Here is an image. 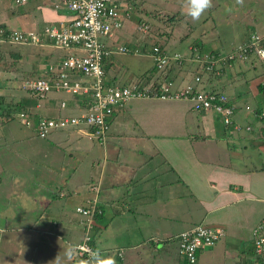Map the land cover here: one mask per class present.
Here are the masks:
<instances>
[{
    "label": "crops",
    "instance_id": "obj_1",
    "mask_svg": "<svg viewBox=\"0 0 264 264\" xmlns=\"http://www.w3.org/2000/svg\"><path fill=\"white\" fill-rule=\"evenodd\" d=\"M219 14L223 16L226 12L220 11ZM69 17L70 12L62 6L55 8L53 0H38L18 6L13 5L11 0H0V25L9 30L38 31L46 25L65 24ZM256 17L251 21L253 27L250 29L240 28L239 32H235L234 28L224 29L229 33L223 36L222 32L216 31L214 23H211V27L207 25V29L201 28L198 35L200 34L205 48L202 47V50H213L215 43H218L216 50L221 46L226 49L230 45L246 41L252 33L264 36V18ZM204 24L206 25V22ZM187 28L188 34L194 36L193 30L196 26L190 23ZM210 31L217 34L215 40L210 37ZM232 31L234 33H231ZM229 35L232 38H229ZM192 39L189 45L191 41H197ZM26 46H31L29 49L40 47ZM40 48L53 47L48 45ZM55 50L54 55L48 52L46 55L58 57L64 53ZM18 51L20 50L16 48L15 52L6 53L14 61L33 58V54H24L23 59ZM0 58H3L1 45ZM106 63L111 62L107 60ZM112 67L111 64L110 68ZM41 70L36 69V72L39 74ZM262 71L264 66L254 68L252 63L236 62L222 67L219 74L200 72V83L195 85L197 88L225 93L236 107L233 121L249 125L250 129L246 132H232L222 126L210 112L192 111L186 100L149 98L128 101L112 116L105 142L97 144L103 145L98 151V158H88L86 161L82 158H76L75 161L64 159L62 165L67 163L70 172L60 180L58 188L52 186L49 189L50 197L49 194L40 192L37 203L30 197L26 200L35 210V217L24 219L25 216L18 215L17 218H21L19 221L14 220L9 224L5 222L4 226L8 230L10 227L14 235L10 236L14 238L10 244L15 254L10 261L0 259V264H33V259H40L43 263L64 262L60 257L62 247L74 246L82 236L74 207L91 195L88 190L87 192L82 189L91 184L98 185L99 188L97 197L101 215L94 223L97 226L94 232L98 237V245L101 242L106 246L126 242L125 238L118 234L126 233L133 224L139 234L142 231L143 236L147 237L145 243L151 242L152 253L158 256L160 262L156 264H180L174 259L173 263L169 262L171 249L167 238H175L179 232L191 225L205 223L221 228L223 235L213 246L198 250V264H262L264 260L254 256L251 245V230L264 215V158L253 157L255 154H262L264 157V119L255 115L264 107V74L260 75ZM194 73L187 69L174 70L172 81L175 86H181L187 81L192 82ZM10 74L0 66V98L11 99L12 102L20 101L37 117L66 114V110L58 109L54 94L38 103L26 93V98L6 94L9 87H18L14 84L18 77L15 78L12 72ZM246 76L249 78L245 80ZM250 77H255V80H260L261 83L251 85ZM135 79L139 77L130 81ZM112 82L119 83V80L113 79ZM258 90H261V93ZM30 100L32 103L28 102ZM11 117L14 118L13 113H10ZM85 131V128L79 127L55 132H59L61 141L68 144L79 141L95 143L88 141ZM82 138L88 142H84ZM1 139L0 135V141ZM80 167L84 168L81 172ZM29 177L36 179L39 173L21 176L18 172L14 181L19 183L21 178ZM117 188H122V195L120 198H112ZM149 188L158 190L161 197L156 200L151 195L152 200L148 206L155 204L159 207V212L162 213L159 216L160 222H163L162 233L159 231L158 222L148 220L146 215L145 218L144 215H138L144 214L140 211V206L125 202V199L131 202V197H144V193L150 191ZM22 195L18 193L16 198H22ZM72 198L78 201L77 205L72 202ZM13 205L18 208L16 203ZM197 207L199 214L194 217L193 210L190 209ZM146 211L147 208L144 212ZM167 223L169 226L179 225L174 235L163 232ZM0 230L2 231L1 228ZM158 234L164 238H155L159 237ZM103 249L111 253L112 247ZM113 249L116 252L121 251V256H116L117 261L119 260L117 264H133L128 260L137 258L141 262V256L147 255L150 247L145 249L139 242H129L119 248L114 246ZM10 256V253L4 254V257ZM123 256L126 257L125 262ZM174 258L178 259L177 256Z\"/></svg>",
    "mask_w": 264,
    "mask_h": 264
},
{
    "label": "built area",
    "instance_id": "obj_2",
    "mask_svg": "<svg viewBox=\"0 0 264 264\" xmlns=\"http://www.w3.org/2000/svg\"><path fill=\"white\" fill-rule=\"evenodd\" d=\"M33 1L38 0H11L15 6ZM53 4L55 8L62 6L70 12L65 24L46 25L38 31L5 30L0 27V40L9 44L40 47L49 45L68 51L59 55L57 61L47 64L36 77L21 82L26 95L37 103L57 93H66L73 98L69 101L58 99L57 104L59 109L76 110L74 114H62L54 118L40 116L36 118V123L21 112L16 115L18 121L31 128L38 138H46L52 132L66 127H83L88 139L103 144L115 112L131 99L149 98L186 100L192 111L214 114L224 127L233 132L249 131L248 125L241 126L233 121L236 107L225 93L197 88L195 85L200 83L199 73H203V70L219 74L221 67L215 66L216 62L227 65V60L235 63L254 55L264 64V36L252 33L246 41L235 44L231 50L217 58L208 54L201 55L194 47L190 48L192 53L186 57L177 52L153 48L147 52L155 69L153 74H163L172 63L180 65L184 60L194 61L192 82L175 86L172 80H161L158 76L155 83L150 80L146 84L141 79H135L122 85L108 80L104 69L106 61L112 55L130 51L129 46L123 43L115 45L120 29L130 17L131 8L127 0H53ZM141 27L144 29L141 25L137 28ZM132 51L145 54L139 48H133ZM255 115L264 119V107ZM98 189V185L89 186L94 194ZM95 199L96 195L86 201L87 205L79 204L74 207L82 234L80 241L74 245L79 249L77 258L83 255L87 257L88 250L93 249L88 232L92 225ZM222 235L221 228L198 223L175 236L178 253L188 264H196L197 251L213 246ZM251 244L254 256L264 260V215L251 230ZM120 254L121 251L118 252Z\"/></svg>",
    "mask_w": 264,
    "mask_h": 264
},
{
    "label": "rangeland",
    "instance_id": "obj_3",
    "mask_svg": "<svg viewBox=\"0 0 264 264\" xmlns=\"http://www.w3.org/2000/svg\"><path fill=\"white\" fill-rule=\"evenodd\" d=\"M215 4L216 2L215 0H213L212 8H216L217 10H213L212 8H210L204 14V16L201 17V19L198 21L200 24H198L197 21L194 22L185 15L183 0H134L133 13L131 10L130 22L128 19L124 23L115 41V45L121 43L128 45L130 51L122 54L121 53L114 54L108 59V61L111 63H105V69H104L107 79L119 80V83L117 82V84L120 83L127 84V81H130V79L132 80L134 77L140 75L138 74L134 76L133 74H137L140 71L144 72V70L152 66L151 56H146L147 54H142V53H135L132 51L134 47L131 46H135L141 49L143 52H146L145 49L151 47L153 44L154 45L161 44V46L165 47L167 50H174L175 52H179V53L187 49L185 53L188 55L189 54L188 45L190 40L194 36L198 35L201 28H203V30L207 29L206 27L207 25H210L211 27V23L215 24L216 31L222 32L221 34L223 36L229 33L228 30H224V29L234 28L235 32H239L240 28L250 29L251 27H253L251 26V21L255 16L264 18V0H244L243 5H237L236 0H220V3L218 4L219 6L215 7ZM219 10L226 12V15L223 16L220 15ZM209 11L210 14L208 15ZM174 14L177 21H174V24H172V26L169 28V25H165L168 22L166 18ZM133 16L134 18L137 19L135 20ZM138 19L140 21H138ZM139 22L140 23L145 22L147 24L148 27L146 31L143 30L142 27L141 29L137 28L140 25L138 24ZM204 22H206V25L205 24L203 25ZM190 23L196 26V28L193 30V32H195V35L188 38L187 27L188 24ZM9 27L13 28L12 26ZM171 30L172 33L169 36L168 34H170ZM129 32L130 35H128ZM231 33H234V31H232ZM210 35H211L210 37L213 40L216 39L217 36L216 33L211 32ZM229 38H232V36L229 35ZM227 41L230 42V40ZM0 45L3 47V58H0L1 68L3 67L4 70H7L9 74L10 72H12L15 78L16 76L18 77L14 81V84L17 85L18 87L16 88L14 87L12 89L9 87L10 92L8 91L6 92V94H14L15 96L20 95L21 97H25L24 90L21 87H19L21 81L28 78L36 77L38 75L36 69L39 68L43 69L47 64L58 60L57 56L51 57L49 55H46V52H48L51 55H54L56 51L55 48L43 49L40 47H33L29 49V47L31 46H20L5 42H0ZM214 47L215 48H213V51L218 48V43H215ZM16 48L20 50L18 52L19 54H21L23 59H24V54H33V58H28L20 61H18L17 59L16 61H14L11 57L8 56L6 52L8 53L15 52ZM27 50H30L33 53ZM64 53H68V51L66 52L64 51ZM253 62H255V59L253 60ZM187 63L188 64L191 63L192 65H194V61H188ZM111 64L113 65L112 68H110ZM254 65L256 67H259L258 63H255ZM261 66H264V64H262ZM247 69L249 68L247 67ZM247 78L249 77L246 76L244 79L246 80ZM250 83L251 85L257 84L255 77L253 78L250 77ZM258 91L261 93V90ZM54 95H55L54 98L63 99L65 101H69L73 99L70 95L66 93H57ZM5 101L9 102V100H5ZM28 102L32 103V100ZM68 106H70V102L68 103ZM74 113H76V110L66 108L67 115ZM34 122L36 123V117L34 118ZM218 125L219 124L217 123V126ZM241 126H246V125H241ZM234 133L237 132L234 131ZM0 135L2 136L1 139L2 141H0V228L2 229V231L0 230V259H3L4 261H10L15 254V250L14 251L12 250L10 244V242H12L11 239L14 238H10V236L13 234L11 232L10 227L8 230V228L4 226L5 222L6 224H9L12 223L14 220L19 221L21 218H17L18 215L25 216L23 217L24 219L35 217L34 216L35 210L32 208V206L26 203V200L29 199L28 197L32 198V200L36 203L38 201L40 192H45V194L47 195L49 194L50 197L49 189L52 186L58 188L60 186L59 184L60 180L63 177L67 176L70 172L67 167V163L62 165V161L64 159L68 158L72 161H75L76 158H82L83 161H86L88 158H98L99 155L98 151L103 147V145H97V143H89L88 142L89 140L87 141L84 138H82V140L88 143H82V141H79L72 144L70 143L68 144V142L66 141L65 142L61 141L59 132H53L51 135H49L47 138L44 139L38 138L33 133L31 128L22 125L18 121L16 116H14V118L11 117L7 120H2L0 118ZM253 157L264 158L262 154L261 155L255 154ZM81 169L84 168L80 167L79 172H81ZM18 172L21 173V176H28L30 174L39 173V177H37L36 179L32 177L21 178L20 180H18L19 183H15L14 180L16 179ZM68 184L70 183L68 182ZM82 189L84 191H87V187H83ZM43 190H46L47 192ZM149 190H150L149 192L144 193L145 194L144 197H142L141 195L136 197H131V202L128 201L127 199H125V202L132 206H136V207L140 206V211L144 214H138L136 209L134 208L132 210L135 213H137L139 216L144 215L145 218L146 215L148 220L153 222L155 221L158 222L160 224L159 231L161 232L163 228L162 226L163 222L162 223L160 222L159 216L162 215V213L159 212V207H157L155 204L148 206V203L149 202L151 203L152 200L151 195H153L156 200H159L161 197L158 194V190H152L151 188H149ZM122 192H123L122 188L115 189V194L112 198H116V197L120 198ZM18 193L23 194L22 198L21 196L18 199L16 198V195ZM16 199L19 201L18 203ZM71 200L75 205L78 204V201L75 200L74 198H72ZM13 203H16L18 208H15ZM82 203L84 202H80V204ZM146 208L147 211L144 212ZM191 210H193L192 216L194 215V217H197V215L199 214L198 207L192 208L190 209V211ZM75 214L77 215V213ZM174 227H175L174 224H170L169 226V224L167 223V226L164 227L163 232L170 235H174L177 229V227L175 228ZM78 228L79 230L81 229L80 225H78ZM127 230L128 231L126 233L123 232L118 234L124 237L126 242L118 243L116 245H110V246L102 245L101 242L98 245L97 234L95 235V232L93 231L92 236H90L89 243L91 244L93 241L96 248L99 247L101 249L105 247H112V249H110L111 253L116 254V251H114L113 249L114 246L119 248L123 244H127L129 242L132 243L139 242L145 247V249L150 247V250L147 251V255L141 256L142 258L141 262L140 259L137 258L128 260V262L133 264H140V263L151 264L153 262H154L153 264L160 263L158 256L157 255L155 256L154 253H152L151 242L145 243L147 237L143 236L144 233L141 231V233L139 234L137 232L136 227L133 224ZM138 230L140 232V229ZM155 238L161 239L164 237L163 235H159V237H155ZM167 239H169L168 244H169V248L171 249L170 251L171 258L169 256V262L173 263L172 259H174L175 261L178 260V262L182 264V258L180 256L178 257L177 255V244L174 236L169 237ZM67 248L68 246H63L60 253V257L62 260L64 259V262L53 263L51 261L49 263L48 262L43 263V261L40 259H33L31 260V262L33 264H51V263L69 264L70 261H68L65 257V250ZM247 248L249 249V247ZM6 253L11 254L10 258L4 257V254ZM127 253L130 252H126V254ZM175 256H177L178 259L174 258ZM125 258L126 257L123 256V259ZM125 261L126 259L124 260V262ZM118 262L119 260L117 261V263Z\"/></svg>",
    "mask_w": 264,
    "mask_h": 264
},
{
    "label": "trees",
    "instance_id": "obj_4",
    "mask_svg": "<svg viewBox=\"0 0 264 264\" xmlns=\"http://www.w3.org/2000/svg\"><path fill=\"white\" fill-rule=\"evenodd\" d=\"M133 2H134V0H127V3L130 5V8L132 9V12H133ZM220 2H218V3H216L215 4V7L216 6H219L218 4H219ZM213 10H215V8H212ZM208 14H210V11H209V13ZM131 17V16H130ZM130 17H129V19H130ZM133 18H134V16H133ZM135 20L137 19V18H134ZM167 20H168V22L165 24V25H169V28L172 26V24H174V21H177L176 20V18H175V14L174 15H171V16H168L167 18H166ZM138 21H140L139 19H138ZM145 23V22H144ZM138 23V24H140L141 26H143L144 27V29L143 30H145L146 31V29H147V24L145 23ZM0 27H2L3 29H7L5 26H1L0 25ZM244 29V28H243ZM172 30H173V27H172ZM172 30H171V32H170V34H168L169 36L171 35V33H172ZM190 30H193V29H190ZM245 30V29H244ZM169 33V32H168ZM189 33V30H187V34ZM167 35V36H168ZM187 37L188 38H190L191 36H190V34H188L187 35ZM186 38V37H185ZM195 38V39H194ZM193 39L194 40H197V41H195L194 43H192V41H191V45H189V54L187 55L185 52L186 51H182L180 54L181 55H183V56H189L191 53H192V50L190 49V48H192V47H194V48H196V50H198V53L199 54H201V55H203V54H208V55H212L213 56V58H217V57H219V56H221V55H223V54H225V53H227L229 50H231L232 48H233V46H235V45H230L228 48H224V46H221L220 48H219V50H202V47H203V44H202V42H201V37H200V34L199 35H197V36H194L193 37ZM192 39V40H193ZM193 40V41H194ZM201 44H200V43ZM164 43V42H163ZM126 46H128V45H126ZM131 47H134V48H137V47H135V46H131ZM153 48H157L158 49V51L159 50H165V51H167V52H175L174 50H166L164 47H162L161 46V44H156V45H152L151 47H149V48H147V49H145V51H147V52H150V51H152L153 50ZM203 49H205L204 47H203ZM142 51V50H141ZM177 53H179V52H177ZM64 53H62V55H63ZM255 59V62H253V60ZM242 63V64H244V63H252V66L255 68L256 66L254 65L255 63H258V65H259V67H261L260 65H262L263 63H261L254 55H249L248 56V59L247 60H245V61H241V60H239V61H237V63ZM217 64L215 65V66H219V67H224L225 65H222V64H219L220 62H216ZM236 63V62H235ZM173 65H171L170 66V68H168V69H166V71H164V73L163 74H160V75H155V74H153L154 73V67L153 66H151L149 69H147V70H145L144 72H142L138 77H139V79H141V80H143L142 82L143 83H148L150 80H152V82H156L157 81V79H158V76H159V78L161 79V80H172L173 79V74H174V70L176 71V70H180V69H187V70H191L192 69V64L191 63H187L185 60L184 61H181V64L180 65H176L175 63H172ZM229 64H232L231 62H230V60H227V65H229ZM204 68V67H203ZM220 68V69H221ZM177 73V72H176ZM203 73H208L209 75L211 74V75H213L212 74V72L210 71V72H208V71H205V70H203ZM149 74H152V75H149ZM264 74V71H262L261 73H260V75H263ZM261 83V81L259 80L258 82H257V85H258V83ZM122 85H124V84H122ZM156 86V85H155ZM260 89H262V87H260ZM263 89H264V87H263ZM58 100V99H57ZM2 103H4V104H2ZM59 109V108H58ZM23 113V114H25V115H28V116H30L31 118H32V120H34V117H36L37 118V116H35V113L34 112H32V111H28V109L27 108H25V106L20 102V101H17V102H12L11 101V99L9 100V102H6L5 100H3L2 98H0V116H1V118L2 119H4V120H7L8 118H10V113H13V116H15V115H17L18 113ZM12 116V115H11ZM57 116H59V115H56V116H54V115H50V116H46V117H52V118H54V117H57ZM75 128H78V127H66V128H63V129H61V130H70V129H75ZM61 130H58V131H61ZM88 140H90V139H88ZM93 141V140H92ZM89 186L90 185H88L87 186V190L89 191V193L92 195L93 194V196L94 195H96V199H95V207H94V210H93V213H92V225H91V227H90V230H89V232H88V236H92V233H93V231L96 229V225L94 224L95 223V221H96V219L101 215V208H100V206H99V204H98V197H97V194H98V191H99V189H98V191H97V193L96 194H94L92 191H90L89 190ZM91 195L90 196H88V198H86L85 199V201H83L84 203H82L81 205H87L86 204V201L87 200H89V199H91L92 197H91ZM203 225H205V226H210V225H207V224H205V223H202ZM196 225V224H195ZM194 226V225H193ZM192 227V226H191ZM210 227H212V226H210ZM190 228V227H189ZM188 229V228H187ZM80 239H81V237H80ZM176 240V239H175ZM80 241V240H79ZM217 242V241H216ZM176 244H177V242H176ZM90 246L93 248V249H95V246H94V243H93V241H92V243L90 244ZM118 252L119 251H117L116 252V256L118 257V256H121V254L120 255H118ZM197 253H198V251H197ZM177 255H178V257L180 256L181 258H182V264H188L187 262H186V260H185V258H183L181 255H179V253H178V250H177ZM196 256H197V254H196ZM84 258H87L85 255H83V256H81V257H76L75 259H73L72 261H70V263L69 264H79V259H84ZM196 264H198L197 262H196ZM262 264H264V262L262 263Z\"/></svg>",
    "mask_w": 264,
    "mask_h": 264
},
{
    "label": "clouds",
    "instance_id": "obj_5",
    "mask_svg": "<svg viewBox=\"0 0 264 264\" xmlns=\"http://www.w3.org/2000/svg\"><path fill=\"white\" fill-rule=\"evenodd\" d=\"M244 0H236L237 5H243ZM213 6V0H183L185 15L192 21H199L202 16ZM131 16V11H130ZM193 71V69H191ZM173 80V79H172ZM223 126V125H222ZM79 249L69 245L65 250V257L72 261L77 257ZM79 264H117L116 254L104 249H89L87 258L79 259Z\"/></svg>",
    "mask_w": 264,
    "mask_h": 264
}]
</instances>
